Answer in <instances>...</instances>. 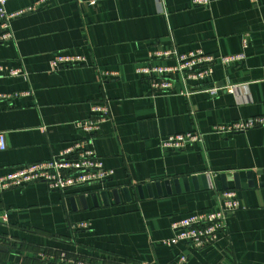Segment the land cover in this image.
Returning a JSON list of instances; mask_svg holds the SVG:
<instances>
[{
	"label": "crops",
	"instance_id": "1",
	"mask_svg": "<svg viewBox=\"0 0 264 264\" xmlns=\"http://www.w3.org/2000/svg\"><path fill=\"white\" fill-rule=\"evenodd\" d=\"M36 1L10 0L6 9ZM11 32L0 41V132L7 141L0 174L82 140L113 174L73 191L45 182L0 190L8 262L66 264L64 255L98 264H177L185 255L183 264H264V127L215 132L264 115V0H49L13 18ZM174 48L245 58L216 63L210 77L190 82V95L180 83L155 93L138 68L152 62V52ZM58 53L87 63L52 72ZM13 69L24 75H10ZM213 87L222 89L206 91ZM101 103L110 117L98 131H84L78 122L95 118L93 106ZM195 131L202 144L161 146L167 136ZM224 190L235 191L241 206L213 247L166 243L173 223L216 209ZM81 222L89 227L78 228Z\"/></svg>",
	"mask_w": 264,
	"mask_h": 264
},
{
	"label": "built area",
	"instance_id": "2",
	"mask_svg": "<svg viewBox=\"0 0 264 264\" xmlns=\"http://www.w3.org/2000/svg\"><path fill=\"white\" fill-rule=\"evenodd\" d=\"M10 0H0V41L12 38L11 21L15 17L22 16L38 10L49 0H38L33 5L15 13H9L6 9ZM256 1V0H251ZM209 0H196V3L207 4ZM151 63L138 68V72L145 74L152 85L155 93L172 92L176 83L183 86L182 93L190 95L191 81H199L210 77L214 73L216 63L228 66L245 58L244 54L224 55L218 59L205 54L203 50H194L187 53L180 52L177 48L173 50H158L150 55ZM172 59L173 64L154 63L156 60ZM87 63L85 56L78 54L58 53L50 62L52 72L61 70L63 67L78 66ZM0 71H5L0 66ZM10 75H24L20 69L10 70ZM109 76L108 72H103ZM220 87L209 88L206 91L217 94ZM232 90V86H228ZM20 93H14L18 96ZM1 96V95H0ZM93 110L97 112L95 118L78 122V126L89 133L98 131L101 123L110 117L108 104H95ZM255 127H264V115L249 118L245 121L234 122L228 125H217L216 133L239 132ZM203 136L200 132H186L173 134L161 140V146L165 150L182 149L187 143H203ZM7 146L6 136L0 132V149ZM113 171L106 169L103 162L89 145V141H76L73 145L65 148L60 154L49 160L34 162L23 165L19 168L0 174V190L11 187H20L33 182H45L52 190L70 191L82 188L91 184L102 183L112 177ZM241 203L236 192L224 190L219 194L218 207L211 211H204L184 217L173 223L175 234L166 241L169 245L185 243L197 249L213 247L218 241L220 234L226 230L227 216L230 212L240 208ZM78 228H88V222H81ZM66 264H98L88 260H76L60 257ZM187 261L185 255L181 256L177 264Z\"/></svg>",
	"mask_w": 264,
	"mask_h": 264
},
{
	"label": "trees",
	"instance_id": "3",
	"mask_svg": "<svg viewBox=\"0 0 264 264\" xmlns=\"http://www.w3.org/2000/svg\"><path fill=\"white\" fill-rule=\"evenodd\" d=\"M63 68H67V67H63ZM7 254H8V251H0V264H60L57 260H52V261H48L47 263H43V262H40L37 257L35 258L25 257L24 260L19 261V262H8L5 258Z\"/></svg>",
	"mask_w": 264,
	"mask_h": 264
},
{
	"label": "water",
	"instance_id": "4",
	"mask_svg": "<svg viewBox=\"0 0 264 264\" xmlns=\"http://www.w3.org/2000/svg\"><path fill=\"white\" fill-rule=\"evenodd\" d=\"M157 186L160 187V184H157ZM148 187H149L150 194H152V186L148 185ZM139 190H140V192H142V188L141 187H139ZM125 191L127 192V189H125ZM103 193H104V196L106 198V196H108L107 193L106 192H103ZM116 193H117V191L115 190V194ZM7 250H8V248L6 246H3V245L0 244V251H7Z\"/></svg>",
	"mask_w": 264,
	"mask_h": 264
}]
</instances>
